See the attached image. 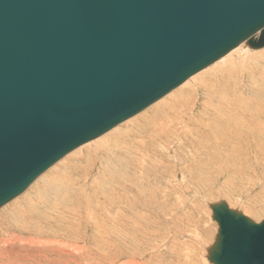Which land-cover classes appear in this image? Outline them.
<instances>
[{
    "label": "water",
    "instance_id": "1",
    "mask_svg": "<svg viewBox=\"0 0 264 264\" xmlns=\"http://www.w3.org/2000/svg\"><path fill=\"white\" fill-rule=\"evenodd\" d=\"M242 43L264 0H0V208ZM210 209L208 262L264 264V220Z\"/></svg>",
    "mask_w": 264,
    "mask_h": 264
},
{
    "label": "rangeland",
    "instance_id": "2",
    "mask_svg": "<svg viewBox=\"0 0 264 264\" xmlns=\"http://www.w3.org/2000/svg\"><path fill=\"white\" fill-rule=\"evenodd\" d=\"M250 52L255 53L238 59L235 65L198 72L192 84L183 86L186 80L116 129L68 154L0 209V264H124L128 259L142 264H211L207 249L217 233L211 204L224 201L255 223L264 220V149L256 146L258 142L264 145V129L256 142L248 128H242L241 137L232 143H226L225 135L219 137V146L207 147L214 131L190 133L194 128L190 120L189 131L184 123L175 121L197 117L201 111L211 114L218 108L222 124L231 118L264 128V50ZM231 93L232 106L226 100ZM167 99L173 111L164 119L160 113L168 110L160 103ZM166 120L173 133L155 135L152 126ZM127 129L134 134L121 135ZM125 142L130 143L131 152L125 151ZM215 156L224 158L220 167L211 164ZM110 171L113 178L95 189L93 183ZM52 175L62 177L60 188L65 193L56 213H62L64 219L60 228L51 223L38 233L41 222L29 210L36 203L42 214L52 211V203H38L41 195L53 193L42 182ZM71 204L74 208L69 210ZM99 217L104 220L98 227L93 220ZM99 229L108 230L111 245L95 242ZM195 252L199 255L194 256Z\"/></svg>",
    "mask_w": 264,
    "mask_h": 264
},
{
    "label": "bare ground",
    "instance_id": "3",
    "mask_svg": "<svg viewBox=\"0 0 264 264\" xmlns=\"http://www.w3.org/2000/svg\"><path fill=\"white\" fill-rule=\"evenodd\" d=\"M250 48L245 44V43H242V44H240L239 46H237L235 49H233L231 52H229L227 55H225L224 57H222L221 59H219L218 61H216L215 62V64H212L211 66H209V68L207 67L206 69H204V70H202V72L200 71V73L201 74H204V73H206V72H208V73H211V72H213V71H215V70H217V69H220V68H223L222 66H230V65H235L242 57H245V56H247V57H249V56H251L250 54L251 53H253V52H250ZM261 50H264V48L262 49H259V50H257V51H261ZM253 51V50H252ZM255 53V52H254ZM253 53V54H254ZM252 54V55H253ZM255 57V56H254ZM239 59V60H238ZM196 75V74H195ZM200 75V74H199ZM198 78V75H196V76H194V77H192V78H190V79H188V81L186 82V83H184V85L183 86H185V85H188V84H192V82H193V80L194 79H197ZM182 85V84H181ZM179 87V86H178ZM177 87V88H178ZM175 90V89H174ZM174 90H172V91H174ZM171 91V92H172ZM171 92H169V93H171ZM168 93V94H169ZM167 94V95H168ZM177 94H180V96H177V97H181L182 96V93H177ZM167 95H165V96H167ZM164 96V97H165ZM164 97H162V98H164ZM172 97V96H171ZM170 97V98H171ZM161 98V99H162ZM233 98V94L231 93L230 95H229V99H226L227 101H228V104L230 105V106H232V102L230 101V99H232ZM161 99H159V100H161ZM173 99V97L170 99V100H172ZM158 100V101H159ZM168 99L167 100H164V101H162L161 103H160V105L162 106V107H164L165 109H167L168 110V112H166V113H160V115H161V117H163L164 119H167L168 117H169V112H172L173 110H172V108H170V105H169V103H168ZM157 102V101H156ZM156 102H154V103H156ZM153 103V104H154ZM152 105V104H151ZM150 105V106H151ZM150 106H148V107H150ZM147 107V108H148ZM146 108V109H147ZM145 110V109H144ZM143 110V111H144ZM143 111H141V112H143ZM211 114H208L207 112H204V111H201V113H200V115L198 116L197 115V117L195 116V117H192L191 119H187V120H183L182 118H176L175 119V121H179V122H182V123H184L185 124V126H184V128H185V131H189V128H188V122H189V120H190V125H193L194 126V128H190V133H194L193 132V130H195V131H197V130H201L203 133L204 132H208V133H213L212 131H214V134H213V136H212V138H211V140L210 141H208L207 143H211V144H206V146L207 147H211V146H214V147H217V146H219V143H218V141H219V137L220 136H225L226 137V143H232L233 141H234V138L236 139L237 137L238 138H240L241 137V129L242 128H244V129H247V131H248V133L250 134V135H252V138H253V140H255L256 139V137L257 136H259V135H261V132H262V130L264 129L262 126H261V124H254V123H239V122H236V121H232L231 120V118L227 121V123L226 124H222L220 121H219V119H218V117L220 116V111H219V109L218 108H213L212 110H211ZM139 114V113H138ZM138 114H136V115H138ZM135 115V116H136ZM141 115V114H140ZM134 117V116H133ZM132 118V117H131ZM130 118V119H131ZM129 120V119H128ZM127 121V120H126ZM126 121H124V122H126ZM151 121H153V120H151ZM123 122V123H124ZM170 123V120H166V121H164L163 123H160L159 125H154V126H152V132L155 134V135H158L159 133H161L162 132V134L163 135H167V134H165V132H168L169 134H172L173 132L171 131V130H169L167 127H168V125L167 124H169ZM122 124V123H121ZM120 125V124H119ZM118 126V125H117ZM116 127V126H115ZM115 127H113L114 129H116ZM110 129L111 131L112 130H114V129ZM110 130H107L106 132H104L102 135H100L99 137H103V135L104 134H106V133H109V132H111ZM130 130V129H129ZM128 129H127V132H125V133H122V131L123 130H120V131H118L116 134L117 135H120L121 133V135H123V134H126V135H133L134 133L132 132V131H129ZM228 131H232V133H234L233 135H231V136H227V134L228 133H230V132H228ZM177 135V134H176ZM243 135V134H242ZM99 137L98 138H96V139H94L93 141H90V143H92V142H94V141H96V140H98L99 139ZM144 137H148L147 135H144ZM169 141H171L170 139H168ZM167 140V141H168ZM252 140V139H251ZM259 140V139H258ZM166 140H161L160 142H165ZM221 141V140H220ZM101 142V141H100ZM255 142H256V140H255ZM166 143V142H165ZM263 143V142H262ZM86 144H89V142L88 143H86ZM248 145L250 144L249 142L247 143ZM85 145V144H84ZM166 145V144H165ZM260 145H262L260 142H258V143H256V146L257 147H260L261 148V150L262 149H264V148H262L263 146H260ZM83 146V145H82ZM82 146H80V147H82ZM105 147V146H104ZM124 148H125V151L126 152H128V150L131 152V150L132 149H130V143H127V142H125L124 143V146H123ZM163 147H166V146H163ZM238 148V147H237ZM239 149V148H238ZM242 149V148H241ZM76 150V149H75ZM217 150V149H216ZM235 150V149H234ZM233 150V151H234ZM260 150V151H261ZM74 151V150H73ZM72 151V152H73ZM239 151V150H238ZM72 152H70V153H72ZM244 152V151H243ZM242 152V153H243ZM70 153H68V154H70ZM67 154V155H68ZM236 154V153H235ZM240 154V153H239ZM67 155H65L64 157H66ZM173 155H171L170 157H172ZM227 156H229V155H227ZM225 157V158H228V157ZM64 157H62L60 160H58V162L59 161H61ZM68 157V156H67ZM238 157V156H237ZM215 158H216V156H215ZM169 159V158H168ZM223 159L224 158H219V159H215L214 161H213V163H211V164H214L215 163V166L216 167H220L221 166V163H222V161H223ZM155 160V159H154ZM242 161V160H241ZM58 162H56V163H58ZM232 162V161H231ZM249 162V161H248ZM55 163V164H56ZM155 163V162H154ZM153 163V164H154ZM236 163V162H235ZM54 164V165H55ZM54 165H52L51 167H53ZM126 165H128V163L126 164ZM224 165L226 166V167H230L227 163H225V161H224ZM238 165V164H237ZM214 166V165H213ZM239 166V165H238ZM51 167H49L47 170H45L39 177H37L27 188H26V190L22 193V194H24L28 189H29V187L34 183V182H36L37 180H39L40 178H42L46 173V171H48ZM233 167H234V165H233ZM232 167V168H233ZM232 168H230V169H232ZM239 169V168H238ZM109 171V170H108ZM45 173V174H44ZM233 173V172H232ZM107 174L109 175V176H107ZM53 176V175H52ZM96 177V176H95ZM172 177H174V176H172ZM113 177H112V173H111V171L109 172V173H106V174H104L103 173V175L101 176V180H97L96 182H95V184L93 183V186H94V188L96 189V187L97 186H99V187H103L107 182H109V180H111ZM46 186H48V187H50V188H53V193H51L50 195H49V197H47V196H45V195H41L42 197H43V199L40 201V202H38V203H41V205H47V204H49V203H52V207H51V209H52V211L51 212H49V213H46V214H42V212H41V206H38L36 203L35 204H33L32 205V208L29 210V212H31L34 216H36L39 220H40V222H41V228H40V230H38V233H40L42 230H44V228H47L51 223H54V224H57V225H59V228H60V223L61 222H63V219H64V215L62 214V213H56V207L58 206V203H59V201H60V199L64 196V193H65V191H63V190H61V188H60V185L62 184V177L61 178H54V176L53 177H48V178H44L43 179V181H42ZM66 184H68V186L69 187H71V184L70 183H66ZM110 186V185H109ZM109 186H108V188H109ZM102 192V191H101ZM103 193V192H102ZM22 194H20V195H18L17 197H15L14 199H12L11 201H9L8 203H6L5 205H3L0 209H2L4 206H6L7 204H9V203H11L13 200H15V199H17L18 197H20ZM47 195V194H46ZM100 195V194H99ZM106 195V194H105ZM34 196H35V194H34ZM38 196V195H37ZM32 198H34V197H32ZM37 198H39V197H37ZM35 200H37V199H35ZM39 200H40V198H39ZM109 201V200H108ZM32 202V201H31ZM25 203V202H24ZM28 204V203H27ZM18 205V204H17ZM27 206V205H26ZM29 207V206H28ZM24 208V207H23ZM74 208V204H71V206L69 207V210H72ZM17 209V208H16ZM19 210V209H18ZM20 212V211H19ZM21 212H23L22 210H21ZM28 212V213H29ZM18 213V212H17ZM16 213V214H17ZM27 213V214H28ZM22 214V213H21ZM26 214V215H27ZM19 215V214H18ZM13 216V215H12ZM23 216H25V214H23V215H20V216H16L17 218L16 219H19V218H21V217H23ZM103 216V215H102ZM108 219V218H107ZM102 220H104L103 218H100L99 217V219L97 220V218H95L94 220H93V222H94V225H98V224H102L103 223V221ZM97 221V222H96ZM107 224V223H106ZM98 227H99V225H98ZM113 227V226H112ZM75 228V227H74ZM108 228H109V226H108ZM108 230H105V231H101L100 229L98 230V236H99V239L98 240H96L95 239V242L96 243H98V242H100V243H103V245H104V247H107V246H109V245H111L110 244V240H109V238L107 237V236H109V233L107 232ZM109 232H110V230H109ZM111 232H114V231H111ZM117 232V231H116ZM115 232V233H116ZM119 232V231H118ZM117 232V233H118ZM121 232V231H120ZM120 232L118 233V234H120ZM114 233V234H115ZM116 233V234H117ZM104 234V235H103ZM122 234V233H121ZM121 234H120V236H121ZM125 235H127V234H125ZM123 236V235H122ZM121 236V238H123ZM130 239H131V237H130ZM21 239H19V238H16V241H20ZM133 240V239H132ZM32 241V240H31ZM119 241V240H118ZM9 242H11V241H9ZM135 242V241H134ZM176 242V241H175ZM136 243H138V242H136ZM131 244V243H130ZM129 245V244H128ZM191 245V244H190ZM134 246V245H133ZM75 249H77V248H75ZM136 251V250H135ZM87 252V251H86ZM85 254L86 253H84V256H85ZM194 254V256H198L199 255V253H193ZM192 255V254H191ZM190 257V256H189ZM94 259V258H93ZM190 259V258H189ZM95 260V259H94ZM86 264H91V263H89V262H85ZM94 263H96V260L94 261ZM124 264H142L140 261H138V260H135V259H128V261L126 262V263H124ZM179 264V263H178Z\"/></svg>",
    "mask_w": 264,
    "mask_h": 264
}]
</instances>
